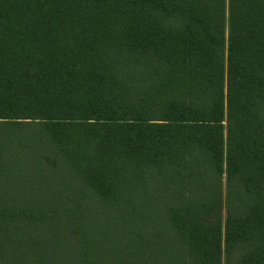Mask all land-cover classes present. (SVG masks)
Segmentation results:
<instances>
[{
	"label": "trees",
	"instance_id": "obj_1",
	"mask_svg": "<svg viewBox=\"0 0 264 264\" xmlns=\"http://www.w3.org/2000/svg\"><path fill=\"white\" fill-rule=\"evenodd\" d=\"M224 251L264 264V0H0V264Z\"/></svg>",
	"mask_w": 264,
	"mask_h": 264
},
{
	"label": "rangeland",
	"instance_id": "obj_2",
	"mask_svg": "<svg viewBox=\"0 0 264 264\" xmlns=\"http://www.w3.org/2000/svg\"><path fill=\"white\" fill-rule=\"evenodd\" d=\"M226 217H227V213H226V210H224L223 215H222L223 222H225ZM222 264H227V256H226L225 251L223 252Z\"/></svg>",
	"mask_w": 264,
	"mask_h": 264
}]
</instances>
